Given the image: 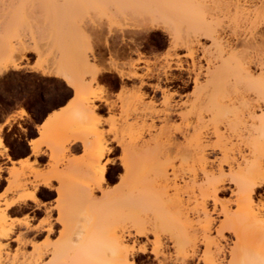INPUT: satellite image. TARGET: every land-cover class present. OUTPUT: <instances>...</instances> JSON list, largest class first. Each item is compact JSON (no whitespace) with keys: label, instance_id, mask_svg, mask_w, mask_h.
<instances>
[{"label":"rangeland","instance_id":"1","mask_svg":"<svg viewBox=\"0 0 264 264\" xmlns=\"http://www.w3.org/2000/svg\"><path fill=\"white\" fill-rule=\"evenodd\" d=\"M248 1L249 7H246V0H0V120L18 107L29 115L27 121L9 128L5 135L7 148L0 138V154L11 155V150L15 156L24 154L26 149L20 140V132L29 134L35 121L69 101L63 114L48 117L44 131L38 127L40 139L29 142L38 143V150L32 152L47 154L48 163L42 166L45 163L43 158L40 164L38 161H21L20 168L16 164L11 168L8 180V191L19 192V201L22 196H36L39 186L46 188L43 183H49L57 192L55 206L46 210L39 226L33 227L30 221L24 223L28 232H44L45 238L38 242L27 239L22 233L15 236L16 223L10 224L12 221L4 210L9 202L5 201L4 208L0 204V264H120V256L125 252L129 263L158 264L151 254L146 259H139L136 251L145 244L149 251L154 249L156 237L148 235L144 239L139 233L155 225L159 205L147 197L153 199L158 184L153 183L155 179L151 176L150 165L134 169L129 180L130 176L120 163L137 160L136 152L139 155L140 150L149 147L147 150L150 151L153 146L155 153L152 157L165 149L173 156L194 152V142L184 141L177 133L181 125L185 127L189 122L194 125L200 122L198 128L202 130V142L208 147L204 153L211 165L219 164L225 150L234 149L238 155L237 152L243 149L249 154L246 140L251 131L247 130L250 134L246 132L244 137L235 135L233 130L230 95L234 70L233 52L229 46L235 42L233 34L238 27L235 20L240 19L236 10L245 7L252 12V15H245L254 19V13L258 12L255 10L261 6L259 0ZM214 41L219 43L214 44ZM238 49L240 55L243 47L239 45ZM87 66L105 72L98 83L88 86L91 96L89 93L81 96L61 73L84 77V92L90 83V77L85 74ZM118 71L127 74L135 71L138 77L121 78ZM259 73L256 71V75ZM142 82L147 85L143 86ZM157 85L163 90L157 91L154 88ZM208 90L215 92V103L208 100ZM111 96L114 98L110 99ZM168 96H174L169 98L172 104H177L178 112L185 114L184 117H172V124L178 128L171 132L183 142L180 152L166 138L155 139L154 144L150 139L154 140L160 133ZM93 97L114 105L112 110L103 112L107 118L101 115L103 108L97 112L101 120L99 124L94 121L96 118L91 123L92 118L85 117L82 111L83 102ZM152 120L156 130L148 128ZM187 132L193 135L194 129ZM150 133L156 135L151 137ZM76 144H81L83 149L72 151L70 147ZM104 147L112 149V153L98 161ZM107 160L114 161V165L107 167L108 182L102 190L95 189L92 178L96 179L97 171ZM224 169L228 172L227 167ZM126 175L129 176L128 187L126 190L122 188L123 191L121 181ZM178 185L182 187L184 182L180 181ZM226 186L234 189L230 184ZM50 190L46 188L39 192L40 198L29 200L37 202L38 206L42 204L40 199L53 200L54 192ZM127 192L131 193L129 197L134 196L132 205L143 210L138 207L137 212L131 204L127 211L120 209L119 202ZM230 192L220 193L219 199L223 203L233 200ZM181 193L185 201L187 195L192 196L186 189ZM90 199L93 202H89ZM259 199L264 204V191L255 197V202ZM212 205L213 202L208 205L210 212ZM231 209L237 210L235 205ZM189 216L194 218L192 213ZM211 218L215 228L224 219L219 212H211ZM157 227L160 228L157 230L158 239L171 250L166 220L162 218ZM92 229L96 231H93L96 243L86 248L84 244L87 238L90 239ZM79 232L81 241L74 246L72 239ZM224 236L221 246L231 247L234 236L230 233ZM81 248L86 249L81 251ZM200 250L204 251L202 245ZM195 263L197 261L192 264Z\"/></svg>","mask_w":264,"mask_h":264},{"label":"bare ground","instance_id":"2","mask_svg":"<svg viewBox=\"0 0 264 264\" xmlns=\"http://www.w3.org/2000/svg\"><path fill=\"white\" fill-rule=\"evenodd\" d=\"M259 1L261 6L258 9L255 8V11L257 12L258 10V12L254 13V19L245 15H252L250 14L252 12L248 11V9L245 7H241V9L239 8L236 10V15L240 16V19L238 21L235 20V22L238 23V27L236 26L237 29L233 34L235 42L229 44L233 52L232 68L234 70L232 74L233 82L230 95L233 114V130L234 134L237 136H244L247 130L248 132L251 131V134L247 132L250 135L249 139L246 140V150L249 151V154H245V150L242 151L243 149L237 152L238 155L235 154L236 151H234V149L225 150L220 161L218 160L219 164L215 166L214 164L216 162H212L213 164L211 165V163H209L210 160L208 161L204 153L206 150L205 148L208 149V147H204L202 142L204 140L200 133L202 130L198 128L200 122H198L196 125H194L192 122H189L187 125L185 124V127L181 125L180 128L172 124L173 116L179 115L180 117H184L185 115L180 114L177 110L179 106L177 104L173 105L172 100L169 99L174 98V95L167 97L168 99L166 100V105L162 116L163 125L160 128V133L158 135L155 134L157 137H155L154 140H152V138L150 139L154 144L153 141H155V139L156 141H159L161 139L165 140L166 138V141H168V143H173L176 147V150L180 152L183 142L180 141V139H177V136L174 132H171L173 128H178L179 132L177 133L182 135L184 141L194 142V152L190 154L181 152L173 156L169 153L170 151L168 149H165L163 151L161 150V154L157 152V154L160 156L156 154L157 156L152 157V155L155 153V146L152 145L154 149L150 150L152 151L151 153L149 150H147L149 147L146 146L147 149H143L144 151L140 150L139 152L141 153L139 155L136 152L137 160H135L134 158L136 157L133 156L134 158H131V160L134 159L135 161L131 162L128 160H123L120 163L121 168L127 173V175L130 176L129 180L131 179V175H134V169L141 166L150 165L152 169L151 176L153 175L155 179L154 181L152 178L154 181L153 183L157 182L158 184L157 190L153 194V197H151L153 199L150 200V198L147 197L150 202L154 200V204L159 205L157 206L155 225L151 229L139 233V236L142 238L147 237L148 235H154L156 237V241L153 244L154 249L152 252L151 250L149 251L146 244L141 248H138V250L136 249L139 259L141 260L146 259L147 256L151 254L154 256V260H156L158 264H192L195 261H197V264H264V204L260 199L258 202H255V197L258 196L261 191H264V0ZM248 2L249 1L246 0V7H249ZM218 43L219 42L214 41V44ZM239 45L243 47V52L240 55L239 53L241 50H236ZM255 70L259 71L260 73L256 75ZM104 72L105 71H103V69L101 70L93 66H87L85 69V74L86 76L90 77V83L88 85L86 84L87 86L84 92L82 91V85L84 81L86 82L84 77L78 78L76 73L73 75L67 72H63L61 75L66 79L69 86L81 96L82 94L88 95V93L89 96H91V89H88V86H91L93 83H98ZM118 75L121 78L129 79L138 77L135 71L134 73L130 74L129 72L127 74L125 72L118 71ZM210 75L213 78L215 77L212 74ZM198 79L199 74L196 75V81H198ZM145 84V82H142L143 86ZM154 88L157 91L163 90L159 85L155 86ZM207 93L208 100H211L212 103H215V92L213 90H210L209 92L208 90ZM162 94H165V92L163 91ZM176 95L178 94L176 93ZM96 102H99L100 106H98ZM102 108L112 110L114 105L108 100H95L93 97L92 100L83 102V115L90 119L92 118V123L94 118H98L97 112ZM258 112H260L261 115H258ZM18 114L19 116H23L26 114V111L21 109ZM157 117L160 118L158 114ZM96 119L94 121H98L96 122L97 124L101 123L99 118L98 120ZM182 119L183 121H186L185 118ZM46 123L47 122L45 121L40 126L41 132L44 131ZM97 124L96 126H98ZM146 125L147 124H145V126ZM148 128L150 130H156L154 120H152V124L149 125ZM192 128L194 129V134L190 135L187 131ZM155 135L150 133L151 137H154ZM151 141L149 143H151ZM1 144L2 143L0 140V145ZM30 145L33 152L38 150L37 142L32 141ZM136 148L139 149V147ZM142 151L144 153H142ZM111 153L112 149H105L104 147L100 150L99 156L97 158L98 161L104 156L110 155ZM145 154L147 155L145 156ZM248 156H250V158H248ZM11 160L9 161L11 162ZM12 164L14 165V162H12ZM109 165H114V161L107 160L104 166L100 168L101 170L99 169L100 171H97L98 174H96L97 177L95 180L92 176V183L94 182L95 189L97 188L98 190H102L103 186L107 184V167ZM224 167L228 168V172L225 171ZM127 175L126 178L123 179V182L121 181V190H126L128 187L127 180L129 176L127 177ZM180 181L181 183L182 181L184 182V186L180 187L178 185V182ZM227 184L232 185L234 189L232 190L228 188L226 186ZM43 185L49 190H52V186L49 183H43ZM182 189H186V191L189 190L190 195H192L189 197L188 195L186 196L188 198V200L186 199L187 201H185V197L183 198L182 196ZM226 191H231L230 193L232 194L231 197H233V200L230 199L228 203H223V200L219 199V194ZM129 194L131 193L127 192L119 202L120 209L123 211L129 210L130 206L132 205L131 202L134 196L132 195V197H129ZM183 195L185 194L183 193ZM142 196L144 197V195ZM143 197L140 198L144 200L145 197ZM137 198H139V196L136 197V199ZM29 199L36 200L35 194L20 197L21 201H26ZM86 200L88 201V199ZM73 201L75 200H72V203H75ZM89 202L93 201L90 199ZM211 202H213V210L211 212H215V214L219 212V215L223 216L224 218L220 224L217 222L219 224L217 228H215V223L212 219L213 216L211 218V212L208 210V205ZM133 203L137 204L138 202L133 201ZM10 204H8L7 208H9ZM232 205L236 206V211L231 209ZM138 207L139 206L134 208L137 209ZM218 207H220V211H218ZM140 209L143 210L142 208ZM131 210H133V208ZM191 213L193 215L192 218L194 217L193 219H191L189 216ZM162 218L166 220L168 225V240L171 242L172 246L170 247H172L173 252H171L172 249L170 250L158 239L160 236H158L157 230L162 227L158 226L160 228L157 229V223ZM94 230L95 229H92L91 231L93 235L90 233L92 237L90 236V239L87 238V242L85 241L86 245L84 244V246L86 248L96 243V234L93 233ZM8 232L9 231L6 233ZM226 233L232 234L235 239V242L231 244L232 246H228L229 248L221 246V241H223L225 238L224 235ZM77 237L79 239L81 238L80 232L78 233ZM201 245L204 247V251L200 250ZM86 248H81V251ZM201 252H203L202 255ZM120 260V264H134L129 263L127 252H125V254H121Z\"/></svg>","mask_w":264,"mask_h":264},{"label":"crops","instance_id":"3","mask_svg":"<svg viewBox=\"0 0 264 264\" xmlns=\"http://www.w3.org/2000/svg\"><path fill=\"white\" fill-rule=\"evenodd\" d=\"M114 98L113 96L110 97V99ZM99 104V103H98ZM69 105V101L66 102L64 105L59 106L57 108L51 109L49 112H47L40 120L35 121V123L32 125V128L30 129V133H25V132H20V140L23 142L25 145V153L19 156L12 157L9 153L8 154H0V169H1V180H0V204L1 207L4 208L5 201L9 202L10 204L9 208L4 209L7 211V216L9 217V221H12L10 224H15V236L22 233L25 235L27 239L31 240H36L38 242H41L45 238V233L44 232H28L27 228L24 226V223L26 221H30L33 227L39 226L40 222L45 216V212L47 209L53 208L56 204L57 200V192L55 190H50L54 192V199L53 200H43L40 199L42 204L37 205L38 203L32 200H26V201H19L18 195L19 192L14 193V192H9V178H10V170L14 165L16 164L17 168H20V162L21 161H27L30 163H34L35 161H38V164H40L41 160H45V163L42 164V166L46 165L48 163V155L47 154H40V155H35L30 147L29 142L31 140H38L40 139V134L38 131V127H40L47 119L48 117H54L55 115H61L64 113V111L67 109ZM22 109L21 107H18L11 111L10 113L6 114L3 116V118L0 120V138L2 139L3 146L4 148L8 147V144L5 140V135L9 131V128L12 125L19 124L22 121H27L29 115H24V116H19L18 112L19 110ZM107 108H103L101 111V115L104 118H107L105 115ZM8 120V121H7ZM7 121V123H6ZM71 150H75L76 148H79L80 151L83 149L81 144H76L74 146L70 147ZM2 150V149H1ZM45 149H42V152H44ZM8 156H10L13 160L11 162L8 160ZM14 162V165L12 164ZM44 187L39 186L36 190V197H39V192L43 191ZM32 190V188H31ZM23 195V194H22ZM20 197V196H19ZM37 203V204H36ZM7 204V205H8ZM6 216V217H7ZM78 233L73 237L72 239V244L74 246L78 245L80 243V239L77 237ZM13 240H15L13 238Z\"/></svg>","mask_w":264,"mask_h":264},{"label":"trees","instance_id":"4","mask_svg":"<svg viewBox=\"0 0 264 264\" xmlns=\"http://www.w3.org/2000/svg\"><path fill=\"white\" fill-rule=\"evenodd\" d=\"M11 156L15 157V154H14V152L12 150H11Z\"/></svg>","mask_w":264,"mask_h":264}]
</instances>
